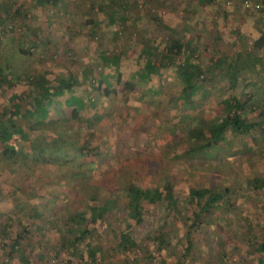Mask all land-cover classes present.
I'll return each instance as SVG.
<instances>
[{"label": "rangeland", "instance_id": "obj_1", "mask_svg": "<svg viewBox=\"0 0 264 264\" xmlns=\"http://www.w3.org/2000/svg\"><path fill=\"white\" fill-rule=\"evenodd\" d=\"M12 1L0 0V66L10 79L15 75L22 78L11 87L5 83L0 86V113L7 109L10 116L14 111L10 99L14 92L18 93L15 102L31 106L33 99L26 95L31 86L26 78L31 72L46 69L50 80L58 73L68 76L73 68L83 78L91 67L94 84L85 81L75 92L87 102L92 99L76 119L85 136L94 133L89 139L97 146L111 143L123 170L135 172V179L124 180L126 190L132 182L144 188H162L167 176L177 185V206L167 207L166 201L145 202L144 218L139 223L130 211V193H121L120 207L108 215V222L93 226L98 231L92 242L102 246L100 262L258 264L264 253L257 249V244L264 243V187L256 188L255 182L264 177V149L251 150L244 146L250 137L229 132L224 143L228 147L231 142L228 148L237 150L235 155L212 148L201 160L174 159V155L187 150L186 127L226 116L224 99L231 94L243 96L249 91L264 102V71L257 68L264 63V47H253L262 35L259 15L245 9L244 0H120L119 4H111L112 0H18L14 6ZM10 6L12 13L18 7L28 10L26 17L7 15ZM172 37L186 44V52L204 68V77L189 99L177 69L181 55L168 51ZM21 44L28 54L19 52ZM145 50L168 54L176 63L141 79L137 71L146 62ZM103 51L110 56L123 53L119 71L104 63ZM223 53L228 55L221 65L226 68H206L212 66L210 58L219 59ZM237 55L242 59L236 60ZM254 55L259 58L254 60ZM233 59L239 74L238 85L231 90L226 71ZM120 73L121 83L117 76L108 82L100 79ZM127 79L135 82L134 90H124ZM81 161L88 164L86 169L94 181L105 173L114 176L122 172L116 159L113 166L102 164L99 156H84ZM92 163L95 165L90 167ZM71 178L70 171L61 173L49 167L27 177L0 166L2 260L12 264H91L81 257L84 244H75L66 229L69 213L86 207L82 197H71L75 187ZM200 178L230 191L219 208L188 236L193 222L189 214L194 210L185 202L188 182ZM110 224L130 233L137 247L123 251L118 232H111ZM161 229L168 233V246L163 248L156 242ZM19 233V243L12 245ZM188 241L193 243L189 252Z\"/></svg>", "mask_w": 264, "mask_h": 264}, {"label": "trees", "instance_id": "obj_2", "mask_svg": "<svg viewBox=\"0 0 264 264\" xmlns=\"http://www.w3.org/2000/svg\"><path fill=\"white\" fill-rule=\"evenodd\" d=\"M53 1L57 2L58 0ZM120 2V0H112L111 4H119ZM18 3V0H15L12 1L11 5L14 6ZM24 9L18 7L12 13L13 9L10 6L7 9V15H13L14 17L18 15L19 18L23 19L28 13V10ZM247 10L258 14L261 19L258 29L262 30V35L253 46L255 50H260L264 47V22L262 21L264 8L259 11ZM112 20L114 21L115 19L112 18ZM92 23L96 25L98 21L92 20ZM185 47L186 44L172 37L168 51L171 55H181L179 60H177V69L182 75L186 98L189 99L198 88L197 83L200 78L204 77L205 73L203 66L197 62L198 60L193 55H189L186 52ZM17 48L21 54L29 53L24 44ZM144 53L147 54L146 62L143 68L137 71L141 79H148L159 68L167 64L176 63L172 56L168 54L161 56L159 55L160 53H155L152 50H145ZM122 54V52H115L110 56L103 51L101 58L106 65L114 66L119 71ZM223 56L225 58H210L212 66H207L206 68L211 69L213 67L219 70L226 68L227 66L221 65L225 63L228 55L223 53ZM234 57L237 60L240 56ZM254 58L256 60L259 57L255 56ZM236 60L233 59L232 62L228 63V70L226 71L231 79L229 86L231 90L238 85L239 71H237ZM157 61H159L158 64ZM257 68L264 71V63L258 64ZM31 73L26 78V82L31 85L29 86L30 89L26 90V95L33 99V102H28L31 106L25 107L23 104L15 102L18 93L14 92L10 97L11 101H13L14 111L11 112L10 116H8L7 109L0 113V145L2 146L0 150V166H9L27 177H32L38 170L47 167L61 173L70 171L71 182L75 184L71 197L78 199L82 197L83 204H86V207L74 209L69 213L66 223L67 232L74 236L75 244H84L81 251V257H84L83 261L91 264H103L99 260V251L102 250V246L100 243L94 244L92 238L95 236V232L98 231L96 229L97 226L107 223L108 215L112 216L114 211L120 207V194L126 192L129 195L130 193V211L139 223L144 218L145 202L156 204L166 201L167 207H176L179 202L176 195L178 191L177 185H175L172 177L167 176L168 179L164 178L165 181L162 184V188H144L132 182L127 185L126 190L124 180L127 177L135 179V172L125 169V167L123 170L121 159L114 152L111 143L106 141L105 147L97 146L92 144L89 139L90 136H94V133H90L88 137L85 136L76 119H80L82 113L88 107L87 103L90 104L92 99L89 98L87 102L75 92L77 88L84 86L85 81L91 82L92 85L94 84L96 77L91 67H88V70L82 76L83 78L73 68L68 70V76L58 73L50 80L46 69ZM116 76L118 77V82L121 83L122 73L105 75L100 77V79L108 82L110 77L115 78ZM21 78V75H15L10 79L8 73L0 66V86L5 83L11 87L15 84L16 79L21 80ZM124 84V90L125 88H131V90L136 88L135 82L129 79ZM224 104L227 114L222 119L216 120V118H213L208 121H202L196 126L191 125L183 130L187 142V150L182 154L175 151L174 153L177 154L174 155V159L195 158L201 160L202 155H209L208 150L210 148L235 155L238 151L228 148L231 146V142H229L228 147L224 143L229 140V132L250 137V140H247L244 146L247 147L248 145L251 150L264 149V102L260 101L259 97H256L251 92L245 91L243 96L231 94L224 99ZM98 116L100 118L101 114ZM222 144L226 145L224 149L220 148ZM170 148L171 145H169L168 151H170ZM249 148L247 150L251 151ZM164 154L165 156L167 155V153ZM89 155L99 156L100 162L104 165H112L113 159L120 160L119 167L122 172L114 176H109L105 173L102 174L98 181H94L93 174L87 171L89 168L86 169L88 164L81 161L84 156ZM94 165L92 163L90 167ZM153 166L156 168L155 163ZM255 183L256 188L264 187V177L256 180ZM188 187L189 195L185 202L187 201L188 204L194 206L193 213L189 214L190 219L193 220L189 226L188 233V236H191V231L200 225L202 221L206 220L211 212L219 208L220 203L224 202L225 195L230 190L227 187L216 186L202 178L192 182L189 181ZM93 226L96 228H93ZM99 230L101 231V229ZM110 231L118 232V245L123 251H131L137 247L130 233L121 229L118 230L111 224ZM167 236L168 233L165 230H159V235L156 238L159 248L168 246ZM21 237L22 233H19L12 245H17ZM192 245L193 243L188 241L186 251L189 252ZM260 249L264 252V243H261ZM0 264L12 263L0 258ZM259 264H264V257L260 258Z\"/></svg>", "mask_w": 264, "mask_h": 264}, {"label": "built area", "instance_id": "obj_3", "mask_svg": "<svg viewBox=\"0 0 264 264\" xmlns=\"http://www.w3.org/2000/svg\"><path fill=\"white\" fill-rule=\"evenodd\" d=\"M243 5L245 8L259 11L264 8V3L257 0H244ZM262 21L264 22V14L262 15Z\"/></svg>", "mask_w": 264, "mask_h": 264}, {"label": "crops", "instance_id": "obj_4", "mask_svg": "<svg viewBox=\"0 0 264 264\" xmlns=\"http://www.w3.org/2000/svg\"><path fill=\"white\" fill-rule=\"evenodd\" d=\"M225 17H226V14L223 15V22H224V18H225ZM261 243H263V242L261 241L259 244H257V249H258V250L261 248ZM261 251H262V250L260 249L259 252H261ZM262 255H263V256H262ZM262 255L258 257V262H257L258 264L260 263V258H261V257H264V253H263Z\"/></svg>", "mask_w": 264, "mask_h": 264}]
</instances>
